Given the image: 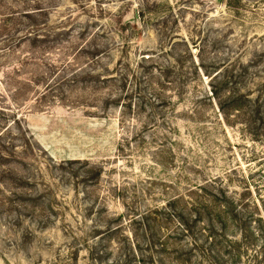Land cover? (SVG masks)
<instances>
[{"label": "rangeland", "instance_id": "rangeland-1", "mask_svg": "<svg viewBox=\"0 0 264 264\" xmlns=\"http://www.w3.org/2000/svg\"><path fill=\"white\" fill-rule=\"evenodd\" d=\"M227 78L264 95V0H0V264H213L190 208L141 217L189 180L263 170L238 126L218 127ZM175 81L177 115L155 99ZM260 245L214 264H264Z\"/></svg>", "mask_w": 264, "mask_h": 264}, {"label": "trees", "instance_id": "trees-1", "mask_svg": "<svg viewBox=\"0 0 264 264\" xmlns=\"http://www.w3.org/2000/svg\"><path fill=\"white\" fill-rule=\"evenodd\" d=\"M32 15H35V12L23 14L22 16L26 19H32ZM18 34L19 37L16 43L23 40L27 41L26 39L33 35V33H28L27 31ZM163 78L159 81L160 85L161 82L166 84ZM230 82L227 78L225 81L227 90L225 89L220 95L216 91L213 92L217 107L218 115L216 120L218 127L220 126L221 128V125L222 127H231L230 124L238 126L240 135L249 139L250 145L253 146L252 148L248 147L250 151L246 161L249 162L248 164H257L263 170L252 171V173L245 175L246 173L241 171L240 167H235L229 169L223 176L217 175L202 182L194 183L189 180L187 184L190 186L187 187L188 189L184 194L178 193L174 195L163 205L164 207L157 208V211L149 210L142 216L143 218L141 217L142 220L147 221L150 215L161 214L166 209V205L170 207L182 205L183 209L184 207L190 208L194 212V216L198 217L206 225V229L202 233L207 235L206 242L210 245L207 256L213 264L215 259H218L222 248L223 250H228V254H232V257H237L243 248L248 251L247 246L254 241L256 243L260 242L259 249L262 250L261 254L263 253L264 255V95H257L256 98H252L251 95H245L243 92L232 91V89L228 88ZM171 84L176 88L175 99H162L159 96L160 90H158L159 92L156 94L155 99L158 100L157 102L160 106L168 103L173 109L172 112L177 115L179 113L178 106L182 105L181 102L185 97V89L181 81H175ZM143 107L141 105V113ZM130 108L128 107V110ZM191 115L199 117V112L194 111ZM174 122V133L178 137V120L174 119ZM194 127L201 143L209 144L211 133L206 128V124L203 123ZM155 130H158V126L154 127ZM141 138H144V134H141ZM179 140L176 138L172 139L171 147L181 146L182 144H180ZM122 142L126 145L127 141L124 140ZM256 145L260 146L259 150L256 149ZM164 148L162 147L158 150L159 156L167 154L168 157L172 158L173 149L162 150ZM119 150L122 153L124 152L122 144ZM256 176L258 178L255 179L254 177ZM233 179H237V187L231 188L230 185L235 183ZM191 184L194 185L191 186ZM186 199H188L187 202H185ZM183 209L179 211L177 208L179 218L184 215ZM176 217L177 213L174 218ZM235 229L238 234L230 238L227 237L226 232ZM238 236L239 239H237ZM221 239L226 242V246L222 247ZM161 248L162 252L167 249L164 241L161 244ZM194 249L195 251H201V247Z\"/></svg>", "mask_w": 264, "mask_h": 264}, {"label": "water", "instance_id": "water-1", "mask_svg": "<svg viewBox=\"0 0 264 264\" xmlns=\"http://www.w3.org/2000/svg\"><path fill=\"white\" fill-rule=\"evenodd\" d=\"M220 0H217V2H219ZM136 18H137V16H136Z\"/></svg>", "mask_w": 264, "mask_h": 264}]
</instances>
